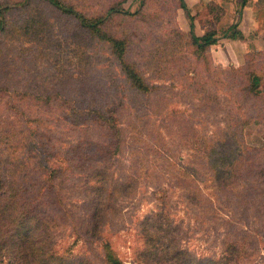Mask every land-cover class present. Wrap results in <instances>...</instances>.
Masks as SVG:
<instances>
[{
  "label": "rangeland",
  "instance_id": "obj_1",
  "mask_svg": "<svg viewBox=\"0 0 264 264\" xmlns=\"http://www.w3.org/2000/svg\"><path fill=\"white\" fill-rule=\"evenodd\" d=\"M58 1L71 6L74 13L48 0H0V18L4 21L0 25V155L11 156L16 151L23 158L25 156L28 164L31 163L27 169L24 168L32 178L30 182L38 181L39 169L33 159H28L27 146L24 147L26 142L32 140L34 145L38 142L40 147L41 141L54 135L55 145L59 147L58 156H62L61 159L50 160L55 162L53 167L59 169L57 176L54 178V171L48 170L47 176H50L52 184L42 188L39 182L40 195L34 197L29 206H36L32 211L37 210L38 217L49 222L41 231L50 234L49 238L54 241L51 251L43 249L45 254L39 257L34 252L32 258L39 263V258L47 256L49 264H115L116 261L121 264H178L175 257L177 249H183L196 257L211 258L212 264H264V49H251L239 61L219 62L216 57L222 54L218 50H222L220 43H227L219 36L220 39L216 37L218 41L212 43L218 48L215 45L211 51L210 46L203 48L198 55L189 45V20L178 0ZM109 6L136 12L132 16H112L102 25L104 32L124 39L126 58L137 65L148 83L156 81L160 85L161 94L167 98L172 96L174 103H170L169 109L187 108L184 114L192 112L197 119L194 125L199 137H187L188 131L178 128L175 121L170 122L161 115L155 120L153 116L151 124L143 127L139 124L140 132H144L147 140L139 133L131 135L132 128L128 126L129 129H124L121 136L128 143L119 154L103 161V165L90 160L88 164L87 155L79 152L73 156L69 142L88 140L91 134L94 136L91 142L99 140L100 144L108 145L112 140L99 130L91 132L82 125L78 129L68 127L67 116L63 114L72 107L89 105L86 99L90 96L79 81L87 85L89 82V86L94 85L105 94L102 100L105 102L100 103L101 106H110L111 101L107 98L114 95L119 96L123 104L131 105L120 109L118 115L122 122L132 120L133 114H138L136 110L141 114L145 112L148 104L144 103V98L134 96V88L126 82L121 70L122 64L108 51L98 50L94 55L93 50L92 59L85 63L89 56L86 45L88 28L81 24L78 14L104 16ZM143 6L148 9L150 17L141 16ZM218 10L210 11V6L204 5L195 13L196 34L201 33L199 27L203 26L205 31L214 30ZM174 31H180L182 35ZM95 35L88 32L87 37L94 38ZM240 36L244 38L241 32ZM94 46L96 49L101 47L99 44ZM157 47L158 56H152ZM88 76L91 78L86 80ZM182 76H192V83L188 85L190 82L187 84ZM194 76H199L198 80ZM72 78L74 84L70 83ZM220 79H224V84L218 82ZM184 83L190 89H198L197 92H201L199 96L215 90L221 100L230 97L235 114L242 119L245 115L248 118L243 130L245 141L251 147H259L256 160L252 157L250 162L243 161L249 166L236 179L240 185L234 188L229 185L237 198L226 195L220 208L212 193H222L212 185L214 182L208 177L210 172L198 164L199 159L193 158L195 151L205 147L199 142L202 133L208 138L212 133L220 134L227 121L222 112L208 111L204 107L206 102L196 100L193 103L190 98L182 96L176 103L175 93L180 92ZM228 104L231 106L230 102ZM154 123L156 127H152ZM16 127L22 129L21 134H16ZM4 141L10 145L8 150L3 148ZM19 142L23 146L17 145ZM151 143L155 144L154 149ZM84 147L88 154L93 145L85 143ZM134 148L141 150L138 153L139 164L134 162ZM99 151L103 152V149ZM68 158H72L69 162L74 161V164L81 161L82 167L77 171L84 175L96 165L104 168L109 162L113 164L112 172L108 171L107 179L99 185L102 187L98 191L99 197L90 191V181L73 175V169H67ZM254 160L256 167L252 168ZM50 162L48 166L52 168ZM189 164L196 167L197 173L194 174L207 177L196 180L203 198L190 200L182 194L180 185H185V182L182 177L174 175ZM18 175L17 180L22 178V173ZM135 175L139 180L137 187L133 191H128V188L123 191L120 186L131 183V176ZM254 175L256 178L253 180ZM5 176L0 173V191L7 188L4 187L7 183ZM114 177L120 181L114 182ZM25 184L30 189L28 182ZM204 197L209 200L204 202ZM161 198H167L165 209H162ZM211 202H215L217 208H212ZM161 209L163 213L167 210V215L159 216ZM94 212L103 218L94 216L93 219L91 214ZM160 223L168 231L159 233L161 239L157 240L156 236L148 238L144 234L151 231L154 224ZM246 228L247 232L252 231L255 235H246ZM171 238L174 241L171 242ZM31 248H16L10 242L1 244L0 239V264H20L15 254L20 250L32 254Z\"/></svg>",
  "mask_w": 264,
  "mask_h": 264
},
{
  "label": "trees",
  "instance_id": "obj_2",
  "mask_svg": "<svg viewBox=\"0 0 264 264\" xmlns=\"http://www.w3.org/2000/svg\"><path fill=\"white\" fill-rule=\"evenodd\" d=\"M53 5L58 6L62 9H66L67 11L73 12L74 10L71 6H67L64 2L61 4L58 0H48ZM145 1V0H144ZM179 1V7H181L186 15L188 16L189 20V30L187 37L189 38V45L192 47V51L195 50L198 55L201 50H204L203 48H208L212 43H215L216 41V30H210V31H205L202 35H197L194 30V15H191L186 7V4L184 0H178ZM246 0H242L240 2V10L243 8ZM143 3V2H142ZM258 5L264 8V0H258L257 2ZM64 5V6H62ZM205 6H210V11L215 10L217 8L218 13L216 16L215 22L219 21L220 18L222 17L224 13V9L213 3V2H206ZM141 11L143 13L141 16L143 17H150L149 16V11L148 9H145V6H143ZM139 12V11H138ZM213 12V11H212ZM136 12H132L130 10H126L122 7H115V6H109L106 11L104 16H91V17H85L82 16L81 14H78V19H80V22L83 26L86 28V33L88 32L96 34L94 38H91L90 36L87 37L86 34V45L89 47V56H87V60H85V63H88L90 58L92 59V51L94 50V55L100 51H108L110 54H112L113 57L118 59L119 63L122 64L120 65L121 70L123 72V75L126 78V82L130 84V86H133V92L134 96H139V98H144V103H148L145 112L142 114L138 111V114H133V119L128 120V122H122L119 119V113L121 112L120 109L126 107L129 108L131 105H125L121 100H119V96H111L107 98V100H110V106L105 105L101 106L105 101H102L105 98V94H103L100 89L95 87L94 85L89 86L86 84V82L79 81L83 83L85 90H87L86 94H89V98L86 100L88 101L89 105L85 106H79L77 108H71V110L64 115L67 117L65 118L67 120L68 127L70 126L72 128H77L80 127H85L88 128V130H99L100 132L107 133L109 135V139L112 140L111 144H100L99 140L97 142H91L94 138L92 134L90 135L91 137L88 138V140H72V142H69V150L72 152L73 156L78 155L79 152H81L82 155H87V160L86 162L88 164L89 160L91 162L96 161L100 162L101 165H103L107 159H112L114 158V155L119 154L120 151H122L123 146L128 143L127 140L125 141L123 137V131L124 129L128 128L130 126L132 128V132L130 133L131 135L138 134L140 137L143 139H146V136L143 134L144 132H140V125L143 127L144 124H151V120L153 119V116H155V120L159 119V115L161 117H167L166 119L170 120V122L175 121L178 123V128H183L186 131L187 137H194L197 138L199 137L197 134V128L195 127V121L197 119L195 116L192 114V112H188L187 114H184L186 112L185 110L187 109H180L178 107H172L169 109L170 103L172 102V96L167 98L165 94H161L160 91V85L156 83V81H151L148 83V80L142 75L141 71L139 68H137V65L129 61L126 58V51H127V46L124 41V39H121L120 37H117L115 35L108 34L104 28H102V25L105 22H108V20H111L110 18L115 15H123V16H132L135 15ZM211 13V12H210ZM77 15V14H75ZM215 17V16H214ZM4 21L2 18H0V25ZM2 28V27H1ZM98 32V33H95ZM173 33H177L178 35H182L180 31H174ZM224 36L231 37V36H240L239 30H237V23L231 24L224 32ZM185 36V35H183ZM166 42V41H164ZM167 43V42H166ZM173 43V42H172ZM101 45L98 49L95 48L94 45ZM161 45V44H160ZM166 46V45H165ZM107 47V48H106ZM191 51V52H192ZM159 52V47H157L152 54L155 55L157 54L158 56ZM204 52H202L203 55ZM151 54V53H150ZM151 56V57H152ZM207 62L209 59L204 58ZM210 62V61H209ZM211 64V63H210ZM177 66V64H176ZM72 77V76H71ZM160 77V76H159ZM86 80H89L91 77H85ZM152 78V76H151ZM153 78H156L153 76ZM183 81H188L187 84L192 81V76H182ZM199 76H194V79L198 80ZM224 79L218 80L219 83H223ZM110 84L111 82L108 81ZM71 84L75 83L74 78L71 79L70 81ZM103 83V81L101 82ZM192 82H190L188 85H190ZM234 83V81H232ZM231 83V85H232ZM184 83L182 86V89L180 90L179 93H175L176 97H174V101L176 99V103L179 102L177 98H180L182 96H185L187 98L191 99V102H195L198 100V102H206V109L211 112H222L224 114V117L226 121L224 124V130H220V134L218 132L212 133L211 136L208 138L204 133H202L199 142L202 144V150L195 151V155L193 160H198V164L206 171L210 172V175H208L209 178L214 182L212 185H216V188L219 189V191L222 193V195H217L216 191L212 193V198L216 201L217 200V205L220 208V203H222V199L225 198V196H230L234 195V197L237 198V195L234 193L233 188L238 187L240 185L239 181L236 179L240 178V173L244 171L246 166H249V163L246 165L243 161L250 162L251 158L254 157L255 155H258L257 153L259 152V147H251L250 145L247 144L245 141V135H244V127L247 122V117L245 115V118L242 119L239 114H235L236 111H234V105H232L231 98H224L220 99L218 98L219 96L213 90V92H209L206 95L203 94L202 96H199L201 92H197L198 89H190V87ZM100 85L101 84H96ZM194 85V84H193ZM229 85V86H231ZM81 87V85H79ZM228 86V85H227ZM194 90V91H193ZM15 93H17L15 91ZM14 93V94H15ZM19 94V93H18ZM23 95V94H22ZM29 95V94H26ZM118 95V93H117ZM31 98L33 96L31 95ZM118 98V100H117ZM201 100V101H200ZM146 101V102H145ZM228 102L231 103L228 104ZM133 104V102H132ZM135 106V104H133ZM188 105V104H187ZM227 106L230 108L228 109ZM133 107V106H132ZM137 109V108H136ZM135 110V109H134ZM66 111V110H65ZM184 114V115H183ZM234 115V116H233ZM238 116V117H237ZM164 117V118H165ZM234 118V120H232ZM123 123H126L125 127L123 126ZM193 123V124H192ZM30 127L29 125H27ZM26 127V126H25ZM48 129L49 126H43ZM152 127H156V124L154 123ZM16 134H21L22 129H19V127H16ZM27 128V127H26ZM25 128V129H26ZM130 128V129H131ZM129 129V128H128ZM160 129V126H159ZM152 131V129H150ZM36 132V131H35ZM33 132L35 135L36 133ZM37 135V134H36ZM99 135V134H98ZM185 135V134H183ZM186 136V135H185ZM6 140L9 141V138L6 136ZM147 140V139H146ZM55 137L54 135H51L50 137H46V141H41L40 147L37 145L38 142H35L36 144L34 145V141H29L28 143L26 142L24 147L27 146V153H28V159H33L32 161L36 162L37 169H39V176L38 181H33L30 182L27 166L31 165L28 164L29 160L25 159V156L23 158V155L20 152H12L11 156L5 154V157L0 155V173L6 174L5 177H7L6 182L4 187V190L1 189L0 191V239H1V244H5L7 242H10V244H14V247L16 248H24L28 247L31 248L32 254H27L24 253L23 251L17 252L15 255L18 257V261H20V264H49L47 256L41 257L39 259L40 262L38 263L36 259L32 258L34 255V252L36 256H42L45 254L43 252V249H47L48 251H51L52 249V244L54 241H52L49 237L50 234H45L46 231H41L43 230L47 225L48 221H45L43 218H39L37 213V210L32 211L33 208L36 206H30V203L32 204V199L34 197H37V195H40V185H42V188L45 186H49L52 184L50 182V176L48 174V170L50 172L54 171V178L57 176V168L53 167L55 165L53 159H61L62 156H58V151L59 147L55 145ZM5 142V141H4ZM85 143H89L90 145H93L92 150L85 152L87 148L84 147ZM17 145H21L19 142ZM127 145V144H126ZM153 143L150 144L151 148L154 149ZM211 145V146H209ZM23 146V145H21ZM10 147L9 144L5 142L4 149L8 150ZM13 147V146H12ZM15 148V147H14ZM17 148V146H16ZM49 148H51L49 151ZM103 149V152L99 151ZM82 149V150H81ZM15 150V149H14ZM47 150L49 152H47ZM132 154H134V162L135 164H139L140 160L138 153L141 152L140 148H134L132 149ZM207 151H210L211 153H207ZM67 152V149L65 150V153ZM100 156L97 158L96 156ZM136 155L138 157H136ZM247 156V157H246ZM104 157V159H102ZM36 159V160H35ZM205 159L206 161L201 160ZM72 158H68V163H67V169H73L72 174L78 177H85L88 181H90V187H91V192L93 195H96L99 197L98 191L101 190L100 184L103 183L105 179H107L108 171L112 172V165L111 162L107 164L104 168L99 167V165L94 166L93 169H90V172H88L86 175L83 174L79 170L81 168V161L75 162L72 161L73 163H70ZM256 160V159H255ZM253 161L251 163V167L255 168L256 165L255 162ZM31 161V162H32ZM105 161V162H103ZM169 161V160H168ZM49 162L52 164V168H49L48 164ZM47 164V165H46ZM39 165V168H38ZM75 165V167L73 166ZM72 166V167H71ZM25 168V169H24ZM78 168V169H75ZM141 169V168H139ZM139 171V170H135ZM144 173H148V171L143 170ZM110 172V174H111ZM22 173V178H19L18 180L16 179V176H19L18 174ZM197 169L196 167L191 166L190 164L185 167L184 170L178 171L177 174H174L175 177H182L181 180L185 182V185L181 183L180 187L183 190L184 195H186L190 200L197 199L202 197L203 194H201L200 189L198 188L196 180L199 178L201 180H205L207 177H199L196 174ZM26 175V176H25ZM244 175L246 176V170L244 172ZM47 176V178H46ZM141 177V176H139ZM255 175L253 176L254 180ZM115 179V177H114ZM119 179H115L114 182H119ZM132 182L128 183L127 185H122L120 186L121 188H124L123 191H125L128 188L129 189H134L137 187V184L139 180L137 179V176H131ZM26 182H28L29 188H26ZM38 182V184H36ZM40 182V183H39ZM7 185V186H6ZM231 185L232 187H230ZM237 185V186H235ZM252 185V184H251ZM39 189V190H38ZM163 190V189H162ZM133 191V190H132ZM36 192H38L36 194ZM236 195V196H235ZM206 196V195H205ZM229 198V197H227ZM97 200V198H95ZM162 199V198H161ZM167 199V198H166ZM162 199V209L166 208L165 200ZM95 200V202H97ZM204 202L206 200H209L207 197H204ZM100 202V201H99ZM97 202V203H99ZM212 208L215 206V202H211ZM19 207V208H18ZM22 207V208H21ZM216 207V206H215ZM217 208V207H216ZM97 209V207H96ZM161 209V214L159 213V216L167 215V210H165V213H163ZM98 210V209H97ZM96 211V210H95ZM99 211V210H98ZM214 213H216V209L214 210ZM264 215V213H262ZM91 216L94 219V216L97 218H103L102 216H99V213L94 212L91 214ZM215 218V215H214ZM3 222V223H2ZM161 222V221H160ZM163 223L160 224H154L152 227H150L151 231L147 230L146 233L145 230L143 233L148 237H157L158 239H161L159 233H168L166 228L162 227ZM247 228L245 229V234L248 236L255 235L252 231L249 233L247 232ZM48 233L51 231H47ZM151 232V233H150ZM52 241V242H51ZM174 241L173 238H171V242ZM233 243V242H232ZM30 245V247H29ZM38 245V246H36ZM47 251V254H48ZM39 252V254H37ZM178 259V264H212V259L209 257H196L192 253H189L187 250L183 249H177V255L175 256ZM17 259V258H16ZM38 259V258H37ZM115 264H121L120 262H115ZM221 264H223L221 262Z\"/></svg>",
  "mask_w": 264,
  "mask_h": 264
},
{
  "label": "crops",
  "instance_id": "obj_3",
  "mask_svg": "<svg viewBox=\"0 0 264 264\" xmlns=\"http://www.w3.org/2000/svg\"><path fill=\"white\" fill-rule=\"evenodd\" d=\"M209 1L224 9L220 20L213 24L217 32L216 37L220 39L219 36H221L223 41H227L226 44L220 43L222 50H218L222 54L216 57L219 62H224L225 60L231 62H234V60L239 61L251 49H264V8L257 4L258 0H246L241 10L240 2L242 0H184L187 10L191 15H195ZM193 23L195 30L196 24L194 21ZM233 23H237V30L244 35V38L238 39L236 35L231 37L223 35V32ZM199 28H201V33L197 35H202L205 32V27ZM251 34L254 36L252 37ZM213 45L215 44L210 45V51Z\"/></svg>",
  "mask_w": 264,
  "mask_h": 264
}]
</instances>
